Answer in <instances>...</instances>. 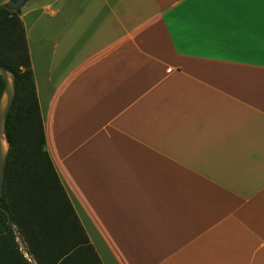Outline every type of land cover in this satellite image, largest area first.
Here are the masks:
<instances>
[{
  "label": "crops",
  "instance_id": "1",
  "mask_svg": "<svg viewBox=\"0 0 264 264\" xmlns=\"http://www.w3.org/2000/svg\"><path fill=\"white\" fill-rule=\"evenodd\" d=\"M47 147L102 264H264V2L29 0Z\"/></svg>",
  "mask_w": 264,
  "mask_h": 264
},
{
  "label": "trees",
  "instance_id": "2",
  "mask_svg": "<svg viewBox=\"0 0 264 264\" xmlns=\"http://www.w3.org/2000/svg\"><path fill=\"white\" fill-rule=\"evenodd\" d=\"M0 65L16 78L0 199L11 222L0 210V264H102L46 148L21 8L0 7ZM4 85L0 75V98Z\"/></svg>",
  "mask_w": 264,
  "mask_h": 264
},
{
  "label": "water",
  "instance_id": "3",
  "mask_svg": "<svg viewBox=\"0 0 264 264\" xmlns=\"http://www.w3.org/2000/svg\"><path fill=\"white\" fill-rule=\"evenodd\" d=\"M29 0H0V7L6 6L10 10H17L22 8L26 2ZM0 75L4 79V90L0 98V199L3 192L4 182H5V166L9 153V142L6 136V126L7 118L11 107L14 103L16 95V78L15 74L7 69L6 67L0 65ZM0 210L4 211L10 222V213L5 210L0 204ZM25 249V246H23ZM27 254V253H26ZM27 256H29L27 254Z\"/></svg>",
  "mask_w": 264,
  "mask_h": 264
},
{
  "label": "rangeland",
  "instance_id": "4",
  "mask_svg": "<svg viewBox=\"0 0 264 264\" xmlns=\"http://www.w3.org/2000/svg\"><path fill=\"white\" fill-rule=\"evenodd\" d=\"M24 96V95H23ZM21 97H22V94H21ZM28 105V104H27ZM46 148H47V150H48V147H47V145H46ZM49 152V151H48Z\"/></svg>",
  "mask_w": 264,
  "mask_h": 264
},
{
  "label": "snow or ice",
  "instance_id": "5",
  "mask_svg": "<svg viewBox=\"0 0 264 264\" xmlns=\"http://www.w3.org/2000/svg\"><path fill=\"white\" fill-rule=\"evenodd\" d=\"M262 2H264V0H262Z\"/></svg>",
  "mask_w": 264,
  "mask_h": 264
}]
</instances>
